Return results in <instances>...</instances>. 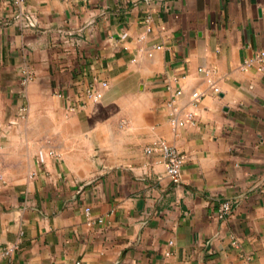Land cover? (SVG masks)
Here are the masks:
<instances>
[{
    "label": "crops",
    "instance_id": "crops-1",
    "mask_svg": "<svg viewBox=\"0 0 264 264\" xmlns=\"http://www.w3.org/2000/svg\"><path fill=\"white\" fill-rule=\"evenodd\" d=\"M261 49L264 0H0V264H264Z\"/></svg>",
    "mask_w": 264,
    "mask_h": 264
},
{
    "label": "built area",
    "instance_id": "built-area-1",
    "mask_svg": "<svg viewBox=\"0 0 264 264\" xmlns=\"http://www.w3.org/2000/svg\"><path fill=\"white\" fill-rule=\"evenodd\" d=\"M25 0H13L14 4H22ZM151 17L148 16L146 18V21H150ZM147 31H150V28H147ZM254 63L258 64L260 66V69H263L264 65V49L259 50L253 57L250 59H247L245 61L244 67L248 68ZM200 71L203 70V68L199 69ZM34 80V74L32 71L28 69H22L21 70V83L23 85L29 84L31 81ZM108 82L103 81L101 83V88L108 87ZM168 88H170V85H168ZM221 87L216 86L213 84L212 90L214 93L221 92ZM182 94V89L177 88L175 90V95L179 96ZM84 95L88 99L92 100H99L103 97V92L101 89H96L94 86H89L84 90ZM57 96L67 102V109L70 112H76L85 106V102L82 101L81 98H73L69 95H67L63 91H59L57 93ZM202 93L199 91H194L192 93V98L194 102H197L201 99ZM193 113L189 112L186 116V119H177L172 118L171 121L174 126H183L189 122H193ZM144 151L147 155H154L155 153L159 152L161 156L162 163L165 168V172L170 178V180L174 184H180L182 181V169L185 163V154L176 146L171 145L167 143L166 141H156L152 144H149L145 146ZM52 154H55L54 152H51ZM56 155V154H55ZM2 179V177H0ZM232 210V204L229 200H225L221 202L219 208L217 209V216L219 218H225L228 214L231 213ZM85 214L87 216L88 224H93L95 222L102 223L104 222L103 217L99 218H93L91 214V208L87 206L85 208ZM23 235V233H21ZM170 244H173V241L169 242ZM232 244L235 247L239 246V243L237 240H233ZM20 250V242H14V243H7V244H0V257L1 258H11L13 257L18 251ZM167 255H170V252H166ZM245 258L250 261L252 257L250 255H246ZM74 264H83L81 260L75 261Z\"/></svg>",
    "mask_w": 264,
    "mask_h": 264
}]
</instances>
